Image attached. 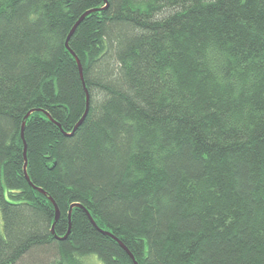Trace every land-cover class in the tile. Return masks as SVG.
I'll return each mask as SVG.
<instances>
[{
  "label": "trees",
  "instance_id": "trees-1",
  "mask_svg": "<svg viewBox=\"0 0 264 264\" xmlns=\"http://www.w3.org/2000/svg\"><path fill=\"white\" fill-rule=\"evenodd\" d=\"M104 231L264 264V0H0V264H134Z\"/></svg>",
  "mask_w": 264,
  "mask_h": 264
},
{
  "label": "water",
  "instance_id": "water-1",
  "mask_svg": "<svg viewBox=\"0 0 264 264\" xmlns=\"http://www.w3.org/2000/svg\"><path fill=\"white\" fill-rule=\"evenodd\" d=\"M96 9H98V8H94V9L87 10L86 12H84V13L81 15V17L78 19V21H77L76 24L73 26V28L71 29L70 33L68 34L67 39H66V42H65L66 47H67V48H68V49L74 54V56H75L76 59H77L78 66H79V71H80V75H81V79H82L83 86H84V88H85L86 95H87V101H86V109H85V112H84L82 118H81V119L76 123V125L74 126L73 131H75V130L77 129V127L83 122L84 118L86 117V115H87V113H88V110H89V92H88V89L86 88V84H85V81H84L82 64H81V62H80V59H79V58L76 56V54L70 49V46H69V39H70L71 35L74 33L76 27L79 25V23H80V22H81V21H82V20H83V19H84L89 13H91L92 11H95ZM47 114H48V113H47ZM26 117H28V115H26ZM26 117H25V118H26ZM56 124H57L58 126H61L58 122H56ZM73 131L71 132V134L73 133ZM21 136H22V139H23V142H24V157H25V159H27V143H26V140H25V119H24V121L22 122ZM26 165H27V162L25 163V169H26ZM25 175H26V178H27L28 180H30V178H29V176H28L26 170H25ZM34 187L37 188L38 190H40L41 192L45 193V191H44L43 189L38 188V187H36V186H34ZM49 199L53 202L54 207H55V219H54V222H53V224H52V229H51L52 232H53V234H55V233H54V232H55V230H54V226H55V223L57 222V220H58V218H59V216H60V210H59L57 204L55 203V201L52 199V197L49 196ZM74 206L82 207V208L84 209V211L86 212V214L88 215V217H89V219L91 220V222L96 226V223H95L93 217L91 216L90 212H89L88 210H86L82 205L77 204V203L71 205V207H70V209H69V218L71 217V211H72V208H73ZM69 231H70V228H69L67 234L69 233ZM104 233H106V234L112 236L114 239H116V240L120 243V245H121V246H122V247L128 252V254H129L130 257L132 258L134 264H138V262L136 261V259H135L134 256H133V254H132V253L129 251V249H128V248L122 243V241H121L120 239H118L117 237H115V236H114L111 232H109V231H104ZM67 234H66V235H67ZM64 237H65V236H64ZM64 237H58V238H62V239H63Z\"/></svg>",
  "mask_w": 264,
  "mask_h": 264
},
{
  "label": "rangeland",
  "instance_id": "rangeland-1",
  "mask_svg": "<svg viewBox=\"0 0 264 264\" xmlns=\"http://www.w3.org/2000/svg\"><path fill=\"white\" fill-rule=\"evenodd\" d=\"M81 264H103V262L96 254H89L81 261Z\"/></svg>",
  "mask_w": 264,
  "mask_h": 264
}]
</instances>
